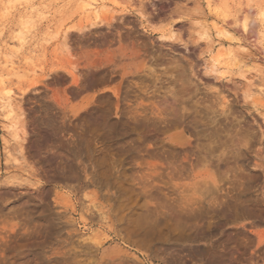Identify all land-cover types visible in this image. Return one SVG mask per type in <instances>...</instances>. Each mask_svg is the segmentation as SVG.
<instances>
[{
  "label": "rangeland",
  "instance_id": "obj_1",
  "mask_svg": "<svg viewBox=\"0 0 264 264\" xmlns=\"http://www.w3.org/2000/svg\"><path fill=\"white\" fill-rule=\"evenodd\" d=\"M95 2L0 0V264H264L251 0Z\"/></svg>",
  "mask_w": 264,
  "mask_h": 264
},
{
  "label": "bare ground",
  "instance_id": "obj_2",
  "mask_svg": "<svg viewBox=\"0 0 264 264\" xmlns=\"http://www.w3.org/2000/svg\"><path fill=\"white\" fill-rule=\"evenodd\" d=\"M94 2H95V0H94ZM249 2H250V0H249ZM251 2H252V4L250 5V7H248L247 14H245L244 17L241 19L242 28L247 32H254L253 30H255V28L257 26H259L260 24H262L264 26V8H261L260 4L254 3L253 0H251ZM9 3H8V5H9ZM95 4H96V2H95ZM86 6L87 7H95V10L98 9V7L96 5L94 6L93 4H87ZM84 8H85V6H84ZM225 8H226V6L218 8L216 11V14L218 15L220 13H225ZM101 9H104V8L101 7ZM215 44L216 43H213L211 47L215 48V46H216ZM3 52H4V48L0 45V55L3 54ZM17 52H19V50L18 51L11 50V54L15 55V54H17ZM222 57H223V54H219L216 56V58H214L211 61V65H210L211 70L218 73V71L220 70V66L222 65V61H221ZM238 62H240V61H238ZM238 62H236L234 64L235 66H237V68H238ZM14 63L15 62H13V61L7 60L6 66H8V65L13 66ZM226 67H229V65H227ZM5 80L6 79L4 78V76L0 75V85L3 87L2 92H0V109L5 113V120L8 123L7 124L8 125V133L10 134V136L14 140H18L19 139V133H18V122H17V111H16V109H17L16 94L12 89L5 88ZM8 153H10V152L8 151Z\"/></svg>",
  "mask_w": 264,
  "mask_h": 264
},
{
  "label": "water",
  "instance_id": "obj_3",
  "mask_svg": "<svg viewBox=\"0 0 264 264\" xmlns=\"http://www.w3.org/2000/svg\"><path fill=\"white\" fill-rule=\"evenodd\" d=\"M53 184L51 180H47V186L43 188V192L46 197H50L53 194ZM233 220L231 217H226L222 221L219 222V224L216 227L215 233H222L224 235L229 234L232 231L231 226L233 225Z\"/></svg>",
  "mask_w": 264,
  "mask_h": 264
}]
</instances>
